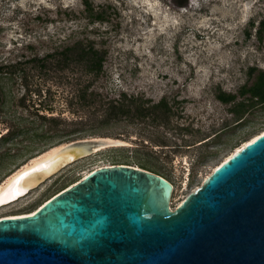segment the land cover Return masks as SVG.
Segmentation results:
<instances>
[{"label":"rangeland","instance_id":"obj_1","mask_svg":"<svg viewBox=\"0 0 264 264\" xmlns=\"http://www.w3.org/2000/svg\"><path fill=\"white\" fill-rule=\"evenodd\" d=\"M180 1L0 0V184L58 145L114 141L0 205V217L111 163L164 176L173 208L264 131V102L236 118L215 96L264 69V0ZM76 42L103 54L98 73L73 60L79 47L64 53Z\"/></svg>","mask_w":264,"mask_h":264},{"label":"water","instance_id":"obj_2","mask_svg":"<svg viewBox=\"0 0 264 264\" xmlns=\"http://www.w3.org/2000/svg\"><path fill=\"white\" fill-rule=\"evenodd\" d=\"M96 142H66L64 154L20 171L7 201ZM83 144L86 151L74 152ZM172 191L150 169L99 165L32 212L1 216L0 264H264V131L173 208Z\"/></svg>","mask_w":264,"mask_h":264},{"label":"trees","instance_id":"obj_3","mask_svg":"<svg viewBox=\"0 0 264 264\" xmlns=\"http://www.w3.org/2000/svg\"><path fill=\"white\" fill-rule=\"evenodd\" d=\"M180 2L185 3V0H181ZM97 16L100 17L101 15L99 14ZM76 46L79 47L80 50L76 53L77 58L74 56L72 57L73 60L76 61L81 58H86V69L98 73L102 69L103 54H101L97 48L93 47L92 44L81 46L80 42L66 47L64 53H66V51H75ZM72 53L74 54L75 52ZM250 77V81L246 80L239 86L236 92L218 89L215 93L216 98L221 102L233 103V105L229 107V110L236 118L242 117L243 113L255 102H264V69L251 66L248 70V79ZM163 102L164 101L161 100L158 104L161 105Z\"/></svg>","mask_w":264,"mask_h":264},{"label":"bare ground","instance_id":"obj_4","mask_svg":"<svg viewBox=\"0 0 264 264\" xmlns=\"http://www.w3.org/2000/svg\"><path fill=\"white\" fill-rule=\"evenodd\" d=\"M259 134V133H258ZM257 135V134H256ZM256 135H254L253 137H255ZM253 137H251L250 139H248L247 141H245L241 146L237 147L236 149H239L240 147H242L243 145H245L248 141H250ZM97 142L94 144V146L91 147V149H96L98 147H100L102 144L104 145V143H108V142H114L112 140H96ZM88 145H80V146H76L74 149V152H84L86 151ZM69 150L71 148H67L66 145H58L56 147L51 148L50 150L46 151L43 154H38L39 156H35L34 158L31 159V161L25 165H23L21 168H19L18 170H16L15 172H13L12 174H10L1 184H0V205L2 204H6L10 201H7L10 197L9 193L12 194L14 188H17L19 185L14 184V178L16 177V175H18V173L24 169H27L29 167H33L34 165H36L37 163H40L41 161H46L47 159L53 157L56 154H64L62 153L64 150ZM22 185V184H21ZM173 185V184H172ZM170 204V201H169ZM32 212V211H30ZM27 213V212H24Z\"/></svg>","mask_w":264,"mask_h":264}]
</instances>
